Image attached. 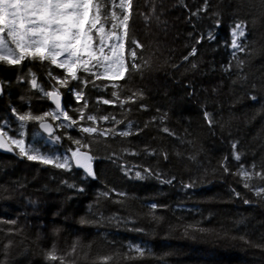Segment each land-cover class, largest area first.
Listing matches in <instances>:
<instances>
[{
	"label": "trees",
	"instance_id": "1",
	"mask_svg": "<svg viewBox=\"0 0 264 264\" xmlns=\"http://www.w3.org/2000/svg\"><path fill=\"white\" fill-rule=\"evenodd\" d=\"M94 3L109 17L105 31L116 24L122 35V11L130 12L125 62L134 39L143 45L139 71L95 79L80 69L89 83L60 84L66 71L48 62H0V130L30 154L70 162L29 161L16 146L17 157L0 158V264H264V0H207L199 12L205 0H132L124 10L120 0ZM238 22L242 52L232 46ZM53 91L71 119L44 117L47 136L18 117L57 112ZM74 140L90 144L94 177L73 167ZM13 194L28 208L54 200L56 209L46 220L15 219ZM210 244L227 257L214 259Z\"/></svg>",
	"mask_w": 264,
	"mask_h": 264
},
{
	"label": "snow or ice",
	"instance_id": "2",
	"mask_svg": "<svg viewBox=\"0 0 264 264\" xmlns=\"http://www.w3.org/2000/svg\"><path fill=\"white\" fill-rule=\"evenodd\" d=\"M131 5L132 0H120L119 7L121 10L131 9ZM206 6L207 0H205V8L198 10V12L206 11ZM101 7L102 5L94 3V0H0V62L7 65H20L25 60L48 62L66 71L67 75L63 76L62 79L57 78L60 84H67L69 77L73 81L81 80L82 83H89L90 81L83 80L82 77L78 76L80 69L95 79H122L127 72L139 71L140 65L135 62L138 58L136 49L142 48L143 45L138 41L131 40L134 47L127 49V55L130 59L127 64L125 62L126 49L123 41L129 35L130 12L124 14L122 11L121 35L115 31L116 24H112V31H105V24L109 17L107 13H102ZM198 12L193 13V15H197ZM116 16L117 14L112 12V17ZM232 35V46L241 52L244 51L245 49L238 43L239 38L245 35L244 22L236 23ZM110 40L113 43L109 44L108 41ZM106 47L110 54L105 52ZM195 52L196 49L193 48L190 55H194ZM184 59L187 60L188 57H184ZM101 67L103 72L99 71ZM92 82L94 83V81ZM32 85L37 87L35 79H33ZM113 87L116 85L113 84ZM46 94L55 102L56 108L60 109L57 93L53 91ZM77 95L80 98V93ZM111 95L116 100L120 99L117 92H112ZM136 95L138 93H133V96ZM132 100L133 97L130 96L121 103ZM102 102L105 105L114 103L111 99H103ZM84 106L86 107V105ZM60 115H63L66 120L71 119L66 112H45L43 116L28 112L20 115L18 119L21 122L38 121L39 127L51 135L52 125L46 123L44 117L51 116L53 120H56L59 119ZM205 116L208 117L209 114L205 113ZM81 119H85L83 112H81ZM86 119L95 122L97 118L88 115ZM101 119L107 121L110 117L103 116ZM112 119L115 121L114 117ZM116 122L119 123V121ZM72 123L75 124L76 122L73 121ZM211 123L212 121L209 120V124ZM21 126L23 127V124ZM81 130L88 134L99 132L97 127H82ZM110 131L114 130H105L99 132V135L106 136ZM164 131L168 132L169 130L165 128ZM120 135L127 136L129 132L125 131ZM3 136L4 133H0V149H7L11 152L13 149L9 147ZM73 142L79 147L72 151V158L75 159L78 167L83 168L88 175L94 177L95 173L92 168L94 157L90 155V144L81 140H74ZM11 144L15 145L19 149V154L29 161H39L45 165L54 164L57 168L70 167L68 159L57 162L40 154H30L33 150L26 149L23 139H12ZM81 148L86 149V151H81ZM233 148H236L235 144H233ZM236 159H240L239 155L236 156ZM225 171H228L227 167H225ZM241 174L246 179L251 177V173L247 171H242ZM257 175L262 174L257 173ZM136 176L143 178L139 172L136 173ZM248 186L245 183V187ZM262 192L264 189L257 190V195ZM76 246L73 245V252H75ZM137 251L142 253L141 249H137ZM48 258L52 261L58 259L55 255V249L48 253ZM59 259L63 260V257Z\"/></svg>",
	"mask_w": 264,
	"mask_h": 264
},
{
	"label": "rangeland",
	"instance_id": "3",
	"mask_svg": "<svg viewBox=\"0 0 264 264\" xmlns=\"http://www.w3.org/2000/svg\"><path fill=\"white\" fill-rule=\"evenodd\" d=\"M110 41H108V42H110ZM111 43H113V41ZM111 43H109V44H111ZM105 52L107 54H110L109 49L108 50L105 49ZM111 79H115V78H111ZM6 137L9 139V137L7 135H6ZM9 141L11 142V139ZM0 158H2V160H5V161H8V159H9V157L3 156V155H0ZM13 195H15V194H13ZM10 200H12L15 203V204H13V211L14 212L16 211L15 216H17V217H15V219H18L19 214L21 213L26 219H30V221H32V220H35V221L36 220H39V221L40 220H46L48 218L49 213L52 210L56 209L54 207V203H55L54 200H52V202L49 201L50 203L47 202L44 204H42V202L39 201V203L36 206L30 207V208H28V204H25V202H24V205L19 203L17 201V195L11 197ZM207 248L208 249L212 248L211 250L214 252L213 254L215 255L214 259H218V258L220 259V258H226L227 257L226 255L225 256L223 255V252H219L220 250H218V248H219L218 245L210 244L207 246Z\"/></svg>",
	"mask_w": 264,
	"mask_h": 264
},
{
	"label": "water",
	"instance_id": "4",
	"mask_svg": "<svg viewBox=\"0 0 264 264\" xmlns=\"http://www.w3.org/2000/svg\"><path fill=\"white\" fill-rule=\"evenodd\" d=\"M3 92H4V89H3V85H2V82L0 81V97L3 95ZM58 95V99L60 100V109H57L56 108V104L55 102L49 97V102L50 104L54 107V109L59 112V113H63L64 112V97L62 94L58 93L57 91H55ZM46 123H49L51 124L50 121H45ZM52 125V124H51ZM41 129V128H40ZM41 131L46 134L47 136H50V134L48 132H45L43 129H41ZM0 133H3L2 131H0ZM52 135V134H51ZM3 139L6 141V143L9 145V147H11L13 150L10 152V151H7V149H0V155H3V156H6V157H17V153H16V150L14 149V147L12 146V144L9 142V140L7 139V137L4 135L3 136ZM90 155H92L90 153ZM72 165L73 167L78 170V171H82L83 173H85L87 176L89 177H92L90 175H88L85 170L83 168H80L77 166L76 164V161L75 159L72 158ZM92 168H93V171L95 173V162L94 160L92 161Z\"/></svg>",
	"mask_w": 264,
	"mask_h": 264
},
{
	"label": "bare ground",
	"instance_id": "5",
	"mask_svg": "<svg viewBox=\"0 0 264 264\" xmlns=\"http://www.w3.org/2000/svg\"><path fill=\"white\" fill-rule=\"evenodd\" d=\"M78 171V170H77ZM82 172V171H81Z\"/></svg>",
	"mask_w": 264,
	"mask_h": 264
}]
</instances>
